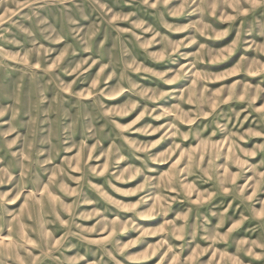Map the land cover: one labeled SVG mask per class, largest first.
Segmentation results:
<instances>
[{
    "label": "rangeland",
    "instance_id": "obj_1",
    "mask_svg": "<svg viewBox=\"0 0 264 264\" xmlns=\"http://www.w3.org/2000/svg\"><path fill=\"white\" fill-rule=\"evenodd\" d=\"M0 264H264V0H0Z\"/></svg>",
    "mask_w": 264,
    "mask_h": 264
}]
</instances>
